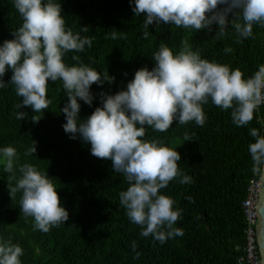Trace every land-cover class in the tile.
<instances>
[{"label": "trees", "instance_id": "1", "mask_svg": "<svg viewBox=\"0 0 264 264\" xmlns=\"http://www.w3.org/2000/svg\"><path fill=\"white\" fill-rule=\"evenodd\" d=\"M54 2L61 6L67 29L92 39L91 48L66 53L64 62L69 66L84 64L114 77L111 83L91 85V107L78 101L81 119L102 106L103 95L125 90L137 70H151L155 65L151 56L162 44L176 54L187 43L202 59L239 69L245 79L264 64V24L254 23L252 35L241 38L231 28L225 35H216L215 25L209 31L154 22L145 39L144 14L136 16L129 0ZM22 22L12 0H0V43L13 39V31ZM113 32L116 39L110 38ZM226 48L231 51L225 52ZM11 75V70H6L2 77L6 86L0 88V147L16 149L19 161L14 171L28 163L47 173L61 206L69 213L64 224L46 233L35 230L33 219L20 213L21 193H9L11 174L0 166V241L23 249L22 264H238L246 225L242 202L249 181L262 172L248 152V145L254 142L249 131L256 128L264 136V103L242 127L232 122L231 109L222 110L210 100L202 106L203 126L173 121L166 132L145 126L143 139L176 149L181 156L178 169L192 181L180 184L175 178L161 190L175 201L174 208L181 210L174 227L183 230L182 236L161 244L151 235L141 236V227L126 216L118 194L128 184L122 174L113 171L111 161L92 156L89 144L80 138L70 139L64 132L66 121L60 109L67 97L61 82L49 81L46 98L50 104L33 114L30 108L16 107L22 98L15 94V86L8 84ZM20 111L27 113L23 120L16 119ZM33 115L41 116L38 122H32ZM185 135L190 141H184ZM32 147L34 154L25 155ZM10 183L14 186L15 180Z\"/></svg>", "mask_w": 264, "mask_h": 264}, {"label": "clouds", "instance_id": "2", "mask_svg": "<svg viewBox=\"0 0 264 264\" xmlns=\"http://www.w3.org/2000/svg\"><path fill=\"white\" fill-rule=\"evenodd\" d=\"M12 3L23 22L13 31V39L0 43V88L6 86L2 79L6 70H11L8 84L14 85L15 94L22 98L16 107L30 108L35 114L50 104L46 98L49 81H60L67 97L60 109L66 121L62 125L64 132L70 139L80 138L89 144L92 156L110 160L113 171L123 175L128 187L119 192V204L130 222L141 227L140 235H151L161 244L182 236L183 230L174 227L181 210L174 208L175 201L161 190L175 178H179L180 184L191 183V177L178 169L181 156L176 149L157 140L143 139L145 126L156 132H166L173 121L178 125L194 122L203 126L202 106L209 100L222 110L231 109V120L237 127L246 126L264 103V64L245 79L239 69L202 59L187 43L176 54L162 44L151 56L155 61L151 70L146 67L137 70L125 90L103 95L102 106L81 119L78 101L92 106L91 85L102 86L114 79L87 65L69 66L64 62L66 53L91 48L92 39L65 27L61 6L54 0H12ZM129 4L136 16L144 14L145 39L154 22L209 31L215 25L216 35H225L231 28L241 38L252 35L254 23L264 24V0H129ZM81 30L87 31V27ZM110 38L116 39V33ZM72 59L75 61L77 57ZM26 115L24 111L17 112L16 119L23 120ZM40 117L33 115L32 122H38ZM249 135L254 138L248 145L254 165L264 166V136L256 128L250 129ZM184 141H190L187 135ZM34 152L32 147L25 155ZM18 161L14 147H0V166L11 174L9 193H21L20 213L33 219L35 230L45 233L64 224L69 213L61 206L57 188L47 173L28 163L14 171ZM22 255L19 245L0 241V264H22Z\"/></svg>", "mask_w": 264, "mask_h": 264}, {"label": "built area", "instance_id": "3", "mask_svg": "<svg viewBox=\"0 0 264 264\" xmlns=\"http://www.w3.org/2000/svg\"><path fill=\"white\" fill-rule=\"evenodd\" d=\"M260 188V177H253L248 184L246 196L242 202L244 219V245L242 254L238 257V264H260V255L257 246L256 227L257 212L256 202Z\"/></svg>", "mask_w": 264, "mask_h": 264}, {"label": "water", "instance_id": "4", "mask_svg": "<svg viewBox=\"0 0 264 264\" xmlns=\"http://www.w3.org/2000/svg\"><path fill=\"white\" fill-rule=\"evenodd\" d=\"M257 227L256 238L260 255V264H264V166L260 175V188L256 202Z\"/></svg>", "mask_w": 264, "mask_h": 264}, {"label": "bare ground", "instance_id": "5", "mask_svg": "<svg viewBox=\"0 0 264 264\" xmlns=\"http://www.w3.org/2000/svg\"><path fill=\"white\" fill-rule=\"evenodd\" d=\"M263 104V103H262Z\"/></svg>", "mask_w": 264, "mask_h": 264}]
</instances>
